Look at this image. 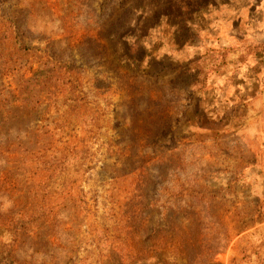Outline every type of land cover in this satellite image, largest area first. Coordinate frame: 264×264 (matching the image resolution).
Here are the masks:
<instances>
[{
	"label": "rangeland",
	"instance_id": "1",
	"mask_svg": "<svg viewBox=\"0 0 264 264\" xmlns=\"http://www.w3.org/2000/svg\"><path fill=\"white\" fill-rule=\"evenodd\" d=\"M250 13L248 0H0V261L264 264ZM116 19L141 44L124 64Z\"/></svg>",
	"mask_w": 264,
	"mask_h": 264
},
{
	"label": "trees",
	"instance_id": "2",
	"mask_svg": "<svg viewBox=\"0 0 264 264\" xmlns=\"http://www.w3.org/2000/svg\"><path fill=\"white\" fill-rule=\"evenodd\" d=\"M169 12H172L173 9H175V6L171 5L168 7ZM155 14V13H154ZM152 14V15H154ZM125 15V13H124ZM160 18V17H159ZM129 19H116L114 21V24L112 25L113 29L110 30V32L108 33L109 36V41L112 44H115L116 48H120V56L118 57V63L119 64H124V60L127 58V56L132 55L135 53H137L140 49V41L138 38H136V42L132 43L129 46ZM101 35H97V39L98 41H100ZM109 42V44H110ZM27 211H31V209H27ZM26 212V208H24V210L19 211L16 216H22L24 215V213ZM34 217H28V222L29 223H14V224H18L21 225V229L24 228V226H31V224H34L33 221ZM17 240V239H15ZM15 243V242H14ZM14 257L12 256V254L10 253L7 258L4 257L1 261L0 264H9V262H14Z\"/></svg>",
	"mask_w": 264,
	"mask_h": 264
},
{
	"label": "crops",
	"instance_id": "3",
	"mask_svg": "<svg viewBox=\"0 0 264 264\" xmlns=\"http://www.w3.org/2000/svg\"><path fill=\"white\" fill-rule=\"evenodd\" d=\"M248 2L251 10V23L257 26L255 29L253 28V32L255 31L259 35L255 45L263 51L258 61L262 62L264 60V0H248Z\"/></svg>",
	"mask_w": 264,
	"mask_h": 264
}]
</instances>
